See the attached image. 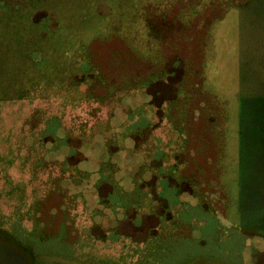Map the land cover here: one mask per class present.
<instances>
[{"label":"rangeland","instance_id":"rangeland-1","mask_svg":"<svg viewBox=\"0 0 264 264\" xmlns=\"http://www.w3.org/2000/svg\"><path fill=\"white\" fill-rule=\"evenodd\" d=\"M0 231V264H264V0H0Z\"/></svg>","mask_w":264,"mask_h":264},{"label":"trees","instance_id":"trees-1","mask_svg":"<svg viewBox=\"0 0 264 264\" xmlns=\"http://www.w3.org/2000/svg\"><path fill=\"white\" fill-rule=\"evenodd\" d=\"M252 0H245V3H247V2H251ZM82 67L80 68V70L82 71V70H84L85 71V69H86V65L84 64V65H81ZM89 67V66H88ZM75 70H77V69H75ZM66 78V77H65ZM149 77L147 78V80H146V82L148 83L149 82ZM146 83V84H147ZM235 229V228H234ZM236 231H237V229H235ZM2 234V231H0V235ZM245 238H246V236H245Z\"/></svg>","mask_w":264,"mask_h":264}]
</instances>
